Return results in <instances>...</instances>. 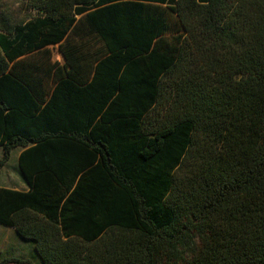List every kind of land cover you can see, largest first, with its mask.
<instances>
[{
  "label": "trees",
  "instance_id": "obj_1",
  "mask_svg": "<svg viewBox=\"0 0 264 264\" xmlns=\"http://www.w3.org/2000/svg\"><path fill=\"white\" fill-rule=\"evenodd\" d=\"M6 1L0 171L24 149L30 190L0 225L42 264H264V0Z\"/></svg>",
  "mask_w": 264,
  "mask_h": 264
},
{
  "label": "crops",
  "instance_id": "obj_2",
  "mask_svg": "<svg viewBox=\"0 0 264 264\" xmlns=\"http://www.w3.org/2000/svg\"><path fill=\"white\" fill-rule=\"evenodd\" d=\"M62 57L63 62H60L64 63V56L62 55ZM23 150L24 149L22 148H15L12 152L11 159L0 171V188H9L23 192H28L30 190L29 184L18 168V159ZM1 156L2 149L0 148V158ZM11 165L13 166L12 173H9L8 171H6V169ZM3 172H5L4 175H2ZM0 229L6 231L7 233V236H4V238L0 236V260L13 257L24 260L28 259L33 264H42L41 259L36 253L34 244L31 241L21 238L17 234L15 228L0 225Z\"/></svg>",
  "mask_w": 264,
  "mask_h": 264
},
{
  "label": "rangeland",
  "instance_id": "obj_3",
  "mask_svg": "<svg viewBox=\"0 0 264 264\" xmlns=\"http://www.w3.org/2000/svg\"><path fill=\"white\" fill-rule=\"evenodd\" d=\"M5 7L12 9L11 12H15V15H20V16H24L27 15L28 12L25 9H21V6L18 2H15L13 0H8L6 1V5H4ZM51 53H52V58L54 61H62L63 62V57L61 55V53L59 52V48L58 46H54L52 48H50ZM13 165V164H12ZM8 166L6 171H8L9 173H12V167L13 166ZM5 172H3L2 175H4ZM0 236H2L4 238V236H7L6 231L0 229Z\"/></svg>",
  "mask_w": 264,
  "mask_h": 264
}]
</instances>
